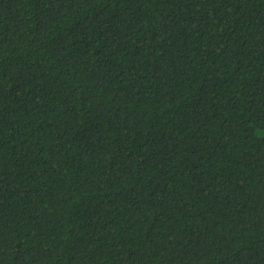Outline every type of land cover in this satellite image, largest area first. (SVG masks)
Wrapping results in <instances>:
<instances>
[{
  "label": "trees",
  "instance_id": "16d2710c",
  "mask_svg": "<svg viewBox=\"0 0 264 264\" xmlns=\"http://www.w3.org/2000/svg\"><path fill=\"white\" fill-rule=\"evenodd\" d=\"M0 264H264V0H0Z\"/></svg>",
  "mask_w": 264,
  "mask_h": 264
}]
</instances>
